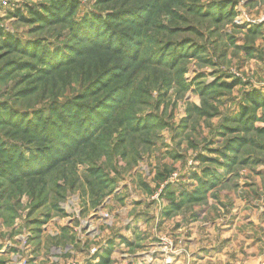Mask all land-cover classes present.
<instances>
[{"label":"rangeland","instance_id":"374dc122","mask_svg":"<svg viewBox=\"0 0 264 264\" xmlns=\"http://www.w3.org/2000/svg\"><path fill=\"white\" fill-rule=\"evenodd\" d=\"M38 3L10 0L0 13L4 35L23 47L0 50V257L6 264H183L188 254L170 233L194 229L203 212L216 210L215 199L245 205L243 197L252 196L262 205L264 101L254 108L245 95L264 96V0H77L63 23L28 24L13 16L28 18L27 8ZM116 14L124 24L116 26ZM84 18L114 26L117 37L104 28L88 41L76 36ZM69 102L78 116L79 104L99 109L87 132H81L86 118L77 132L74 127L69 139L84 137L77 147L67 141L69 147L43 149L50 137L41 126L58 124L54 108L70 118L71 106L62 111ZM37 112L40 138L18 133L24 121L38 123ZM18 154L25 167L38 154L35 166L49 167L21 174L19 161L7 162ZM11 173L18 177L13 183ZM204 180L219 183L206 201L181 203L170 215L168 191L178 202Z\"/></svg>","mask_w":264,"mask_h":264},{"label":"trees","instance_id":"16d2710c","mask_svg":"<svg viewBox=\"0 0 264 264\" xmlns=\"http://www.w3.org/2000/svg\"><path fill=\"white\" fill-rule=\"evenodd\" d=\"M38 4L35 7H28L27 8V13H28V18L22 16L20 14V12H15V14H13L14 17L18 18L21 22L24 23H30V24H48V25H54V24H58V23H63L64 21H68L69 18L72 17V15L75 14L78 4H77V0H38ZM131 9L127 10V12H125L126 14L129 13ZM121 11V10H120ZM116 18H120L119 21L116 22V26L119 24H124V20L125 18L119 17L116 15ZM125 17V16H123ZM96 21L93 22L94 20H90L88 21L87 18H84L82 20V22L80 24H78L77 29L75 30L74 33L76 36H81L83 38H85V41H88L89 38L92 37L94 32L98 31V28H104L107 31V34H113L114 37H117L116 35L118 34V32L115 31L114 26H111L110 24H103V22H99L98 19H95ZM101 20V19H99ZM102 21V20H101ZM130 23H133L132 19H130L129 21ZM136 24V23H133ZM139 33V32H138ZM113 37V36H111ZM3 40L0 43H3L0 50L3 49H14L16 48L18 51H23V47L21 45L20 42H18V40H16L13 37H10L9 35H4V32L0 29V39ZM116 39V38H115ZM118 40H120L119 45L121 43H124V41L121 38H117ZM121 46V45H120ZM122 47V46H121ZM162 47V46H161ZM164 50L166 51L167 48L165 46ZM25 53V52H23ZM56 52L51 54V60L54 62V59L57 58V54H55ZM165 53H163V55L161 56L162 58H164ZM40 57H41V53H40ZM160 57H157L155 59H159ZM39 60H41L39 58ZM42 61V60H41ZM155 63L157 64L158 62L155 61ZM56 64V63H55ZM110 73V72H108ZM111 74V73H110ZM87 93L86 95L90 94V91L86 90ZM246 97V101H248L249 103H251L253 105L254 108H257L260 106V104L264 101V96H262L261 98V94L258 93L257 91H253L251 93H247L245 95ZM82 106V110H80V114L78 116V111L77 108L78 106L76 104H74L73 102H69L63 105L62 111L68 113L69 112V107L71 106L73 110L71 115L69 116L70 118H67L66 116H63V114H61L60 112H58V110L56 108L53 109V116H55L57 118L58 124L56 125L55 123L51 124L50 120L47 121V125L43 123V125L41 126L44 130L47 131V133L49 134L50 139L48 140L47 138H44V141L48 140L50 142H44L42 140V142L46 143V146H44L43 149H47V148H52V144L57 145V144H64L65 146L69 147L70 144L67 143V141L73 143L75 146H70L69 148H75L78 146V142H80V140L82 138H84L83 136H81V134L79 133V135H77L75 137V139H69V136H75L76 135V127L79 124V122L86 118V124L84 125L83 123V131L82 134H84V132L88 131V125L91 123L92 118L96 115L97 110L99 109V107L97 106H84L82 104H79ZM84 110V113L82 112ZM88 110L90 112V117L88 114ZM4 119V118H3ZM35 119L38 120V123H36L35 125L29 124L27 123V121L23 122L22 127H15L16 131L18 133H20L22 136L27 137V136H38V139L40 138L39 134V120H42V114L37 112V114L35 115ZM7 122L6 119L3 120V122ZM73 121H75V125L73 124ZM5 122V123H6ZM61 122H64V124H62ZM74 127H75V133H74ZM55 128H56V132H55ZM79 130V129H78ZM58 131V132H57ZM61 134V135H60ZM78 134V133H77ZM61 136H63L64 138H62ZM37 141V140H36ZM69 144V145H68ZM68 148V149H69ZM44 155H46L47 153H51L50 150H44ZM12 155V154H11ZM50 155V154H49ZM41 156L38 154L37 156H33V158H31V161L33 162V166L31 167H25L28 161H24L23 158L21 156L18 155H14L13 157L9 158V160L7 161L9 164H15L17 166L18 161H19V167H20V173L22 174V171H26L27 173H33L34 175H39L41 174L43 171H45L49 166L47 165V167H45V165L42 167L40 166H35L37 165L35 163V158H40ZM50 160V159H49ZM61 160V159H60ZM60 160H54V164ZM35 168H40V169H34ZM13 174H9L7 176L8 180L10 181L9 183H13L14 180H17L18 177L12 176ZM14 177V180H12ZM218 180H204L203 182L200 183L198 189L196 190L195 194L192 195H186V194H181L180 197V201L178 202H174V200L172 199L174 197V194H172L171 192H173L172 190L168 191V198L171 201V206H170V215L175 211L178 212L179 209V205L182 203H186V202H192V201H197V202H201L204 203L207 199L206 194L213 190V187L218 185ZM235 186V185H234ZM109 254V251L106 252V257L102 258L103 262H107V255ZM0 264H6V260L5 258L3 259V257H0Z\"/></svg>","mask_w":264,"mask_h":264},{"label":"crops","instance_id":"0c3cea01","mask_svg":"<svg viewBox=\"0 0 264 264\" xmlns=\"http://www.w3.org/2000/svg\"><path fill=\"white\" fill-rule=\"evenodd\" d=\"M243 198L245 205L237 199L228 206L220 196L214 201L216 210L203 212L194 229L179 227L170 233L188 254L183 264H264V202L259 206L252 196Z\"/></svg>","mask_w":264,"mask_h":264},{"label":"built area","instance_id":"2783aa9c","mask_svg":"<svg viewBox=\"0 0 264 264\" xmlns=\"http://www.w3.org/2000/svg\"><path fill=\"white\" fill-rule=\"evenodd\" d=\"M8 8H10V0H0V13L2 11H6L8 10ZM96 250H92L91 251V254L92 253H95ZM167 253V252H166ZM170 256H168V258H166V262L169 263L170 261H172L174 258V254L173 253H170L169 254Z\"/></svg>","mask_w":264,"mask_h":264}]
</instances>
